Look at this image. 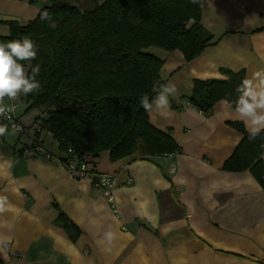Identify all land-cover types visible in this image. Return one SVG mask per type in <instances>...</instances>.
Wrapping results in <instances>:
<instances>
[{"label":"crops","instance_id":"obj_1","mask_svg":"<svg viewBox=\"0 0 264 264\" xmlns=\"http://www.w3.org/2000/svg\"><path fill=\"white\" fill-rule=\"evenodd\" d=\"M199 1L200 25L214 43L191 61L178 50L152 49L161 78L177 92L169 97L171 117L154 111L148 120L177 150L156 157L137 151L116 162L109 152L83 158L114 178L116 214L89 180L68 174L51 135L35 132L40 119L27 110L26 95L6 99L33 132L0 137V195L10 205L0 213V264H264V153L255 173L225 171L249 133L222 101L206 114L188 103L194 81L264 70V0ZM46 4L0 0V37L8 36V23L33 21ZM29 140L53 159L27 155Z\"/></svg>","mask_w":264,"mask_h":264},{"label":"trees","instance_id":"obj_2","mask_svg":"<svg viewBox=\"0 0 264 264\" xmlns=\"http://www.w3.org/2000/svg\"><path fill=\"white\" fill-rule=\"evenodd\" d=\"M45 1L33 21L8 23L9 34L0 42L34 41L37 57L31 63L40 65L41 88L24 101L27 110L37 111L40 130L50 134L66 155L60 161H84L103 152H109L110 162L137 151L145 157L174 153L177 146L171 136L150 124L140 100L145 94L155 95L153 83L165 84L160 76L162 60L152 49L178 50L191 61L214 43L200 25V1ZM44 11L56 28L41 21ZM27 71L30 75L31 70ZM222 75L224 79L194 81L189 105L206 114L220 101L234 103L243 74L224 71ZM262 153L264 131L255 139L245 134L223 169L255 173ZM260 176L261 169L258 180ZM63 223L71 232L70 223Z\"/></svg>","mask_w":264,"mask_h":264},{"label":"clouds","instance_id":"obj_3","mask_svg":"<svg viewBox=\"0 0 264 264\" xmlns=\"http://www.w3.org/2000/svg\"><path fill=\"white\" fill-rule=\"evenodd\" d=\"M191 2L196 4L199 0H191ZM40 19L46 22L48 27L56 28V23L49 12H42ZM36 57L37 47L29 38L0 42V116L15 110L14 105L5 103L6 99L14 101L21 94L28 95L41 88L37 80L40 65L33 66L31 63ZM27 69L31 70L30 75ZM152 92L155 95L151 98L147 94L141 97L140 104L143 109L150 115L155 111L165 118L171 117L169 97L176 94V86L170 82L165 84L155 82L152 85ZM237 92L239 95L234 103L224 100L221 104L234 112L235 117L244 124L249 138L255 139L264 131V70L257 71L250 78L242 80ZM19 131L18 127H13L9 132V126L0 123V137L15 135ZM9 208L8 198L0 195V213Z\"/></svg>","mask_w":264,"mask_h":264},{"label":"built area","instance_id":"obj_4","mask_svg":"<svg viewBox=\"0 0 264 264\" xmlns=\"http://www.w3.org/2000/svg\"><path fill=\"white\" fill-rule=\"evenodd\" d=\"M9 104L14 105L15 110L12 113H6L5 116H0V123L7 124L9 126V131H11L13 127H18L20 129V131L17 132L18 134L29 136V128L27 129L23 127L18 121L17 106L13 102ZM7 116H10L11 118L8 119L6 118ZM39 130V123H37L35 126V132H39ZM24 152L27 155L41 156L43 159L48 161L53 159L49 153L45 152L41 146L33 140L28 141L26 147L24 148ZM59 162L63 165L71 177L75 179H87L95 188L99 189L102 196L111 206L113 213L116 214V210L114 208V197L112 194L115 187V180L113 177L98 174L93 168H89V164L85 161L68 160L64 162L59 160ZM171 171H173V166H171ZM129 182H131V180Z\"/></svg>","mask_w":264,"mask_h":264},{"label":"rangeland","instance_id":"obj_5","mask_svg":"<svg viewBox=\"0 0 264 264\" xmlns=\"http://www.w3.org/2000/svg\"><path fill=\"white\" fill-rule=\"evenodd\" d=\"M81 2L83 1V0H80ZM73 5H75V6H78V5H80V6H83V7H87V5L86 4H81V3H73ZM153 55H154V51H150ZM23 105V104H22ZM23 108V107H22ZM21 108V109H22ZM26 120L27 119H23L22 120V122L23 123H26ZM24 127V126H23ZM25 128H27L28 129V127H25ZM31 132H33L32 130H30V132H29V135H31ZM44 137H47L45 134L43 135ZM27 137V136H26ZM47 138H49V141H50V137H47ZM52 140V139H51ZM48 141H46V145L48 146V147H50L51 148V150L52 151H55V147H54V144L51 142V144H49V143H47Z\"/></svg>","mask_w":264,"mask_h":264}]
</instances>
